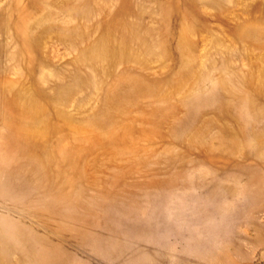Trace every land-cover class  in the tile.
I'll use <instances>...</instances> for the list:
<instances>
[{"label":"rangeland","instance_id":"obj_1","mask_svg":"<svg viewBox=\"0 0 264 264\" xmlns=\"http://www.w3.org/2000/svg\"><path fill=\"white\" fill-rule=\"evenodd\" d=\"M0 264H264V0H0Z\"/></svg>","mask_w":264,"mask_h":264}]
</instances>
